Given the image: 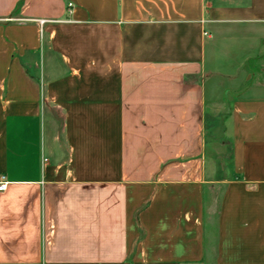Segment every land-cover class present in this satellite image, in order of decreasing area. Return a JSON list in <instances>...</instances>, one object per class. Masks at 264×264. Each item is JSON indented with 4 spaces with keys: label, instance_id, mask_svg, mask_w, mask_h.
<instances>
[{
    "label": "crops",
    "instance_id": "crops-1",
    "mask_svg": "<svg viewBox=\"0 0 264 264\" xmlns=\"http://www.w3.org/2000/svg\"><path fill=\"white\" fill-rule=\"evenodd\" d=\"M259 73L264 0H0V264H264Z\"/></svg>",
    "mask_w": 264,
    "mask_h": 264
},
{
    "label": "rangeland",
    "instance_id": "rangeland-1",
    "mask_svg": "<svg viewBox=\"0 0 264 264\" xmlns=\"http://www.w3.org/2000/svg\"><path fill=\"white\" fill-rule=\"evenodd\" d=\"M228 47L225 46L223 48H221V53H222V57L220 58L221 62H223V66L221 68V71L224 72L226 75H229V74H234V73H237L239 71V67L242 66L243 68H245V70H247V68L249 66H254L256 69H257V64L260 63V59H253V60H247L246 59V56L244 53H241L240 55L238 54H234L233 51L231 52L230 54H227L228 53V50H226ZM229 51H231V49H229ZM212 54L210 53V57H209V60H208V64L210 66H212L213 62H215L216 60L214 58L211 57ZM258 80H261L263 81L264 80V73H259L258 74V77H257V81ZM214 81V80H213ZM212 82V80L210 81ZM226 87H227V82L225 83ZM249 93H247L246 95H248ZM250 95V94H249ZM211 227H209L208 229V233H211Z\"/></svg>",
    "mask_w": 264,
    "mask_h": 264
},
{
    "label": "built area",
    "instance_id": "built-area-1",
    "mask_svg": "<svg viewBox=\"0 0 264 264\" xmlns=\"http://www.w3.org/2000/svg\"><path fill=\"white\" fill-rule=\"evenodd\" d=\"M71 6V5H70ZM45 23L44 20L40 21V24L43 25ZM8 182L5 176L0 177V192H4L7 190Z\"/></svg>",
    "mask_w": 264,
    "mask_h": 264
}]
</instances>
